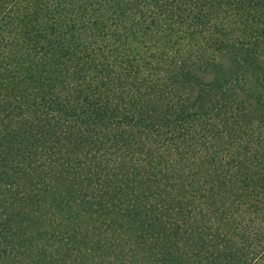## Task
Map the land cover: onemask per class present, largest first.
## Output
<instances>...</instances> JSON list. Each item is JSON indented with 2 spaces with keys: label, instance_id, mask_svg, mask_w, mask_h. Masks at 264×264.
I'll use <instances>...</instances> for the list:
<instances>
[{
  "label": "trees",
  "instance_id": "1",
  "mask_svg": "<svg viewBox=\"0 0 264 264\" xmlns=\"http://www.w3.org/2000/svg\"><path fill=\"white\" fill-rule=\"evenodd\" d=\"M263 55L264 0H0V264H264Z\"/></svg>",
  "mask_w": 264,
  "mask_h": 264
},
{
  "label": "rangeland",
  "instance_id": "2",
  "mask_svg": "<svg viewBox=\"0 0 264 264\" xmlns=\"http://www.w3.org/2000/svg\"><path fill=\"white\" fill-rule=\"evenodd\" d=\"M254 72L264 74V55L257 58L256 62L254 63V68L249 71L250 77H252L251 74H254Z\"/></svg>",
  "mask_w": 264,
  "mask_h": 264
}]
</instances>
